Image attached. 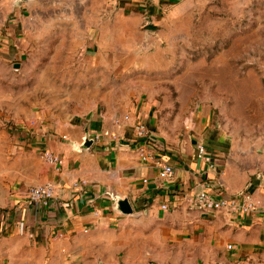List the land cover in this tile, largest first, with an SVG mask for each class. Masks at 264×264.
<instances>
[{
  "label": "crops",
  "instance_id": "obj_1",
  "mask_svg": "<svg viewBox=\"0 0 264 264\" xmlns=\"http://www.w3.org/2000/svg\"><path fill=\"white\" fill-rule=\"evenodd\" d=\"M76 1L75 6L96 7L88 10L93 26L81 36L72 31L60 37L51 53L66 58L61 68L75 71L68 76L71 83L59 97L51 94L44 104L41 100L34 104L24 118L21 105L25 101L14 88L13 78L21 74V58L33 48V39L42 30L43 16L36 14L37 9L49 6L50 1L0 0V264H115L124 245L122 237L133 233L134 226L144 220L152 222L162 246H188L192 253L187 262L264 264L263 142L243 148L241 154H235L233 148L226 157L218 145L208 144L207 157L200 158L198 145H204L205 136L192 139V144H169L156 131L149 102L138 98L100 106L97 93L86 88L82 72L100 65L90 62L91 56L104 50L120 58L124 51L121 26L112 27V41L106 45L102 21H132L130 34L134 37L124 42L136 40L140 19L157 24L163 14L190 0ZM113 10L118 14L112 17ZM125 115L130 119L114 121ZM137 121H144L154 136V145L148 149L154 157L147 161L138 152ZM203 123L207 120L200 118L199 131ZM86 132L91 137L100 134L102 139L87 150H78L75 143L81 144ZM219 135L217 142L222 140ZM47 149L60 155L63 164L47 163L42 157ZM158 160L173 165L171 178L160 177ZM82 179L86 185L74 186ZM45 183L57 188L53 204L48 208L28 206L29 188ZM107 188L129 198L133 213L117 211L102 194ZM202 189L219 196L248 191L259 205L250 214L200 210L192 200ZM163 204L169 207L163 209ZM21 222L24 233L19 230Z\"/></svg>",
  "mask_w": 264,
  "mask_h": 264
},
{
  "label": "rangeland",
  "instance_id": "obj_2",
  "mask_svg": "<svg viewBox=\"0 0 264 264\" xmlns=\"http://www.w3.org/2000/svg\"><path fill=\"white\" fill-rule=\"evenodd\" d=\"M49 1L37 9L43 16L42 30L21 58V74L13 78L25 101L24 118L34 104H44L51 94L59 97L71 83L68 76L75 71L60 67L66 62L63 55L51 54L59 38L72 31L81 36L93 26L88 10L95 6ZM137 23L136 40L125 42L133 36L132 21L101 23L106 45L111 44L112 27L121 26L124 51L117 58L102 50L90 59L100 65L82 72L100 106L144 99L154 108L156 131L169 144H192L202 135L204 146L218 145L223 157L233 148L241 154L243 148L264 143V0H190L163 14L157 24L144 19ZM200 118L207 123L199 131ZM134 228L122 237L115 264H193L186 261L192 253L188 246H162L152 222L144 220Z\"/></svg>",
  "mask_w": 264,
  "mask_h": 264
},
{
  "label": "built area",
  "instance_id": "obj_3",
  "mask_svg": "<svg viewBox=\"0 0 264 264\" xmlns=\"http://www.w3.org/2000/svg\"><path fill=\"white\" fill-rule=\"evenodd\" d=\"M130 116L125 115L121 117H115L114 121L120 123L122 120H129ZM134 135L138 143V152L141 156V159L147 161L154 157V154L150 153L148 149L154 145V136L150 128L144 121H137L134 125ZM113 139H116V135L111 136ZM95 142L102 139L100 134H95L92 136ZM43 159L51 164L59 167L63 164V158L54 153L53 151L47 149L42 153ZM198 157L206 158L207 150L204 145H198ZM157 164L160 166V177L162 179H169L174 175V167L171 164L166 162H161L158 160ZM87 184V181L82 179L74 183V186H84ZM57 188L53 183H45L41 185L31 186L28 190V194L25 200V203L28 206H35L37 208H48L53 204L57 197ZM192 203L200 210L208 212H228V213H239V214H250L255 212L258 208L259 202L253 197L248 191H242L237 194L230 196H219L217 194L209 192L207 189H202L198 191ZM169 206L163 204L162 208L167 209ZM24 222H21L19 225L20 232L24 233ZM232 248V245L228 246Z\"/></svg>",
  "mask_w": 264,
  "mask_h": 264
},
{
  "label": "water",
  "instance_id": "obj_4",
  "mask_svg": "<svg viewBox=\"0 0 264 264\" xmlns=\"http://www.w3.org/2000/svg\"><path fill=\"white\" fill-rule=\"evenodd\" d=\"M22 1H28V0H22ZM15 65H19V64L17 63ZM94 141L95 140L94 138L91 137L90 133L86 132L85 136L83 137V142L81 144L75 143V146L78 150H87L92 147V145L94 144ZM102 194L106 195L107 197H109V199L112 200L117 211H120L123 214L133 213V207L131 205L129 198L121 197L115 191L109 188L105 189L102 192Z\"/></svg>",
  "mask_w": 264,
  "mask_h": 264
}]
</instances>
